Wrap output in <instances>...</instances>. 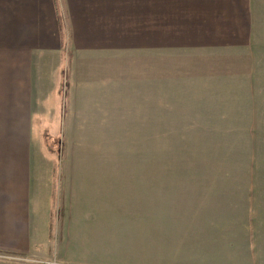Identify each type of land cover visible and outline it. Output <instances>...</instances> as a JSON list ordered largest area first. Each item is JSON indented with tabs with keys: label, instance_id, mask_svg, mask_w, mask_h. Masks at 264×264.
<instances>
[{
	"label": "rangeland",
	"instance_id": "374dc122",
	"mask_svg": "<svg viewBox=\"0 0 264 264\" xmlns=\"http://www.w3.org/2000/svg\"><path fill=\"white\" fill-rule=\"evenodd\" d=\"M252 2L257 58H245L240 70L217 63L215 78L192 101L183 103L175 94L164 103L157 95L146 97L153 79L121 76L118 65L126 64L114 61L113 110H80L76 103L70 120L58 125L63 113L54 100L69 97V78L60 79L58 97L47 94L50 79H32V95L26 97L31 102L0 109V161L8 163L0 170V194L6 193L0 198L13 199L20 191L17 163L22 195L37 202L29 226L45 235L47 211L49 236L56 239L69 208L84 203L79 190L99 178L110 189L114 176V231L120 239L165 237L168 253L177 248L179 254L190 253L186 247L193 240L206 239L215 243L214 264H264V0ZM138 72L142 78L141 67ZM208 92L214 95L204 96ZM112 169L113 176L105 174ZM87 214L81 216L100 223V215ZM25 259L0 253V264Z\"/></svg>",
	"mask_w": 264,
	"mask_h": 264
},
{
	"label": "crops",
	"instance_id": "0c3cea01",
	"mask_svg": "<svg viewBox=\"0 0 264 264\" xmlns=\"http://www.w3.org/2000/svg\"><path fill=\"white\" fill-rule=\"evenodd\" d=\"M254 22L252 0H0V93L8 96L1 95L0 109L17 110L14 104L31 102L26 97L32 95V79L37 77L50 79L47 94L58 97L60 79L67 76L69 97L54 100L63 113L58 125L70 120L76 103L82 105L80 110L110 112L114 61L126 64L118 65L123 67L121 76L153 79L154 88L143 91L146 97L157 95L164 103L169 100L165 96L175 94L183 103L192 101L204 94L207 80L215 78L221 68L217 63L235 64L240 70L245 58H257ZM6 167L8 163L0 161V170ZM16 167L19 193L13 199L0 198L2 254L50 258L54 264H214L210 249L215 243L206 239L193 240L186 247L190 253L183 254L176 253L177 248L168 253L165 237L142 243L135 237L120 239L114 231V169L105 173L113 176L110 189L101 184L107 179L97 178L92 188L79 190L84 203L69 208L56 239L49 236L50 213L43 212L46 229L41 236L29 226L32 203L37 202L22 195V167ZM88 194L93 196L89 206L84 199ZM1 195L6 197L5 192ZM103 200L110 205H102ZM91 212L100 215V223L82 217Z\"/></svg>",
	"mask_w": 264,
	"mask_h": 264
},
{
	"label": "built area",
	"instance_id": "2783aa9c",
	"mask_svg": "<svg viewBox=\"0 0 264 264\" xmlns=\"http://www.w3.org/2000/svg\"><path fill=\"white\" fill-rule=\"evenodd\" d=\"M25 261H28L29 262V259L26 258Z\"/></svg>",
	"mask_w": 264,
	"mask_h": 264
}]
</instances>
